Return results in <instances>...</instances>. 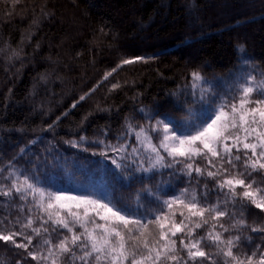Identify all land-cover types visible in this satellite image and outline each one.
Instances as JSON below:
<instances>
[{
	"label": "trees",
	"instance_id": "1",
	"mask_svg": "<svg viewBox=\"0 0 264 264\" xmlns=\"http://www.w3.org/2000/svg\"><path fill=\"white\" fill-rule=\"evenodd\" d=\"M241 44L244 53L238 51ZM0 49L4 50L0 52V164L17 157V164L27 166L29 160L48 157L42 180L52 177L72 191L81 184L106 187L134 207L138 192L148 201L143 185L114 175L109 161L92 155L102 145L85 143L89 151L84 152L65 141L85 136L88 141L106 139L115 144L118 136L127 133L126 122L137 129L146 126L140 108L158 117L179 118L182 109L171 94L185 86L191 89L193 70L214 81L220 91L223 82L241 70V60H250L257 71H264V0H0ZM13 49H23L21 58L28 62L22 67L19 60L8 59ZM124 59L135 62L123 64ZM42 75L50 77L47 84ZM114 83L121 87L112 90ZM85 93L90 94L72 108ZM53 123L54 130H49ZM33 140L37 142L31 144ZM21 148L29 150L22 158ZM53 155L59 157L55 168H51ZM197 163L207 167L202 159ZM162 171L165 174H157L150 186L163 180L168 193L188 188L198 198L204 180L212 189L213 181L206 176L193 173L195 179L189 182L182 170L172 176L174 169ZM253 175L259 179V174ZM209 199L215 203L214 189ZM21 203L0 197V218L23 220L28 213L27 208L21 213ZM256 211L249 207L245 217L249 224L264 223L252 215ZM61 212L66 215L68 210ZM224 222H229L227 217ZM207 227L197 232L204 234ZM65 231L57 228L51 235L55 239L57 232ZM246 234L259 242L255 238L260 234ZM18 261L36 264L23 249L0 242V264Z\"/></svg>",
	"mask_w": 264,
	"mask_h": 264
},
{
	"label": "snow or ice",
	"instance_id": "2",
	"mask_svg": "<svg viewBox=\"0 0 264 264\" xmlns=\"http://www.w3.org/2000/svg\"><path fill=\"white\" fill-rule=\"evenodd\" d=\"M39 49L37 42L35 51ZM238 51L244 53V45H238ZM22 52L13 49L8 59L19 60L22 67L28 62L21 58ZM240 69L233 79L223 82V91L193 70L191 89L185 86L171 94L182 109L179 118L172 114L158 117L140 108L146 126L137 129L126 122L127 133L118 136L115 144L106 139L88 141L85 136L65 141L84 152L89 151L85 143L102 145L92 155L109 161L114 175L143 185L148 201L138 192L134 207L122 203L106 187L81 184L72 191L52 177L42 180L43 169L49 168L48 157L29 160L27 166L17 164V157L0 164V197L9 203L18 199L23 202L18 205L21 213L25 208L28 213L23 220L0 218V242L23 249L36 264H264V223L253 220L249 224L245 218L251 207L257 210L252 215L264 220V71H257L246 59L241 60ZM49 79L41 76L45 84ZM111 87L115 90L121 85ZM89 94L80 96L71 107ZM54 126L49 124L48 129ZM132 137L134 143H129ZM28 151L21 148L19 157ZM198 159L206 161L207 167L200 166ZM58 160L52 156L51 168L59 166ZM163 169H174L170 176L182 170L189 182L195 179L193 173L206 176L213 181L212 189L204 180L198 198L188 188L168 193L163 180L150 186L157 174H165ZM213 189L215 203L209 199ZM62 209H68L66 215ZM37 212L40 215L34 220ZM205 226L204 234L197 232ZM57 228L66 231L57 232L54 239L51 233ZM248 232L260 234L255 238L259 242Z\"/></svg>",
	"mask_w": 264,
	"mask_h": 264
},
{
	"label": "rangeland",
	"instance_id": "3",
	"mask_svg": "<svg viewBox=\"0 0 264 264\" xmlns=\"http://www.w3.org/2000/svg\"><path fill=\"white\" fill-rule=\"evenodd\" d=\"M254 95H255V93H254ZM63 210H68V209H63ZM72 210H74V211H80V210H77V209H72Z\"/></svg>",
	"mask_w": 264,
	"mask_h": 264
}]
</instances>
